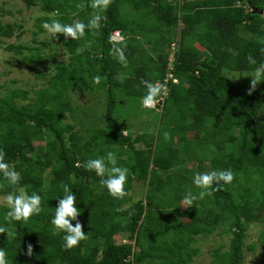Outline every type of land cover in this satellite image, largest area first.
Returning a JSON list of instances; mask_svg holds the SVG:
<instances>
[{
    "label": "trees",
    "instance_id": "1",
    "mask_svg": "<svg viewBox=\"0 0 264 264\" xmlns=\"http://www.w3.org/2000/svg\"><path fill=\"white\" fill-rule=\"evenodd\" d=\"M21 1L27 8L40 6L39 32L52 13L61 23L85 24L93 13L89 0ZM125 3L133 6L135 19L121 17ZM256 9L264 10V0H111L95 34L86 30L76 41L57 36L68 60L43 52L51 42L34 48L8 44L26 68L44 66L36 77L47 81L34 97L13 90L0 98V150L21 173L19 187L41 195L43 208L27 223L10 225L16 239L0 235L8 264H195L198 238L214 233L228 240L212 251L209 264H244L245 251L255 252L257 244L264 264V230L256 244L246 242L250 225H264V83L249 96L246 76L264 64V14ZM22 29L0 16V40L20 37ZM116 32L121 41L113 40ZM78 47L82 54H76ZM121 50L127 66L117 58ZM248 56L256 65H249ZM95 75L102 77L100 85L92 83ZM142 79L158 81L166 91L154 108H145L155 114L153 129L136 131L128 125L134 113L125 118L119 111L142 106ZM72 92L101 95V124L90 120L84 133L77 130L85 124L79 116L86 108L73 104ZM108 151L129 170L123 199L110 196L84 166ZM222 169L232 170L233 182L184 208L186 191H199L193 177ZM62 183L77 197L86 234L71 250L63 246V233L53 235L51 224ZM10 191H0V199ZM6 211L0 203V225ZM29 244L31 257L25 254Z\"/></svg>",
    "mask_w": 264,
    "mask_h": 264
},
{
    "label": "clouds",
    "instance_id": "2",
    "mask_svg": "<svg viewBox=\"0 0 264 264\" xmlns=\"http://www.w3.org/2000/svg\"><path fill=\"white\" fill-rule=\"evenodd\" d=\"M111 4V0H89L88 7L93 9V13L90 16L88 23L74 22V23H61L58 19L54 18L57 14L52 13L50 16V22L46 21L42 24V27L46 32L52 36L57 37L63 35L65 38H70L74 41L79 40L85 36L86 30L95 34L101 27L102 12L107 11ZM77 8L82 9L83 4H77ZM114 33L113 40L121 41L122 36ZM264 43V39L261 40ZM84 48L78 47L76 54H82ZM264 53V49L261 50ZM118 60L124 66H127L126 57L121 50L118 54ZM249 65H256V60L252 56H248ZM249 88L247 94L251 96L257 89V86L264 83V64H260L254 68L251 76L249 77ZM102 77L95 75L92 77V83L94 85H100ZM141 84L145 88V95L141 98V103L144 108H154L158 103V98L166 91L164 86L160 82H151L149 80H141ZM122 135H127V131H124ZM165 140L170 139V134L164 133ZM85 168L89 172H94L100 177V184L104 186L109 195L114 199H123L128 195L126 191V184L128 182V172L126 167L118 165L117 154L113 151H108L104 156L94 159H88L85 162ZM79 167V164H77ZM0 191H4L6 188H11L12 191L7 192L2 197L4 204L7 207V211L3 217L4 224L0 225V235H5L7 241L10 242L17 237V233L14 227L10 226L13 222L27 223L34 215H39L43 208L42 197L36 192L28 194L24 187H19L21 181V173L16 170L14 165L6 162V154L3 150H0ZM234 180V174L231 169L214 170L210 172L197 173L193 177V184L198 192L192 190L186 191L181 204L184 208H191L197 201L203 200L206 197L213 195L214 191H220L223 186L229 185ZM215 185V187H214ZM63 190L62 198L58 199V205L55 208L54 216L51 220L53 226V235L59 236L63 233V246L66 250H71L78 246L79 243L86 239L83 224L78 220L80 216V210L77 207V197L74 195L72 189L68 184H61ZM73 221H76L73 225ZM27 256L33 255L32 245L27 246ZM0 264H8L7 253L3 248H0Z\"/></svg>",
    "mask_w": 264,
    "mask_h": 264
},
{
    "label": "rangeland",
    "instance_id": "3",
    "mask_svg": "<svg viewBox=\"0 0 264 264\" xmlns=\"http://www.w3.org/2000/svg\"><path fill=\"white\" fill-rule=\"evenodd\" d=\"M0 9H2L0 10V16L4 24H15L17 28H19V26H22L23 28L22 30L17 31L18 34L22 32L20 37H13L11 39L1 38L0 40V98L7 96L13 90L27 91L29 93V97H34L33 91L38 90L40 87H43L47 84V81H41L36 77V74L38 72L44 71L45 67L38 66L35 71L26 68L23 56L9 50L7 47L8 44L34 48L42 45V43L51 42L53 45L50 48H43V52L46 55L57 52L58 59L60 61L68 60V56L66 53H64V51H62V49H60L57 37L54 38L50 36L46 30L39 32V29L36 25L38 19L43 15L40 6L27 8V6L21 0H0ZM121 17L124 21H129L130 19L136 18L135 12H133V6L131 4H124L123 8L121 9ZM37 32L39 33L37 34ZM28 54L29 51L26 50L24 55ZM230 76L237 83L240 84L242 82L239 74H231ZM246 76L248 79H250L249 77L251 74ZM71 96L74 105L83 106L87 110V112L85 110L79 116V120L82 121V124H84V122L85 124L78 126L77 130H80L84 133L85 128L88 126L87 122L90 120H92L93 123L97 125L101 124L102 118H104L105 110H103V107H105V102L103 99H101V95L96 96V94L88 95L86 93L83 94L72 92ZM21 103L22 102L19 101V104ZM148 111V109L137 105L132 106V108L130 106L127 108H122V110L119 112H121V114L124 113L122 117H125L126 114L133 112L137 118H129V127L132 130L144 131L152 130L154 127L153 123L157 122V120L153 118L155 114H149ZM192 167L195 168L196 166L194 165ZM205 167H207V165ZM204 172H206V170ZM137 190L140 193V196H142L143 191H141V188L137 187ZM0 203H4L2 198L0 199ZM263 230L264 225L261 223L250 225V228L247 231V245L250 246L252 244H256ZM227 240V236H222L219 233L200 236L197 240V244H195L200 249V255L195 259V264H209L212 260V251L226 243ZM228 246L229 242L225 249H228ZM256 248L257 249L255 252H251L249 250L245 251L244 264H263L262 247L257 244Z\"/></svg>",
    "mask_w": 264,
    "mask_h": 264
},
{
    "label": "built area",
    "instance_id": "4",
    "mask_svg": "<svg viewBox=\"0 0 264 264\" xmlns=\"http://www.w3.org/2000/svg\"><path fill=\"white\" fill-rule=\"evenodd\" d=\"M117 36L119 37V34L117 33ZM178 48H177V43H172V50H171V54H170V57H169V68L172 69V64L175 62V54L177 52ZM172 75L170 74L168 76V78H171ZM168 81V79L166 80ZM175 82H177V80H174ZM166 89V87H164Z\"/></svg>",
    "mask_w": 264,
    "mask_h": 264
},
{
    "label": "water",
    "instance_id": "5",
    "mask_svg": "<svg viewBox=\"0 0 264 264\" xmlns=\"http://www.w3.org/2000/svg\"><path fill=\"white\" fill-rule=\"evenodd\" d=\"M257 12H259L260 14H264V10H258V9H256L255 10V13H257Z\"/></svg>",
    "mask_w": 264,
    "mask_h": 264
}]
</instances>
